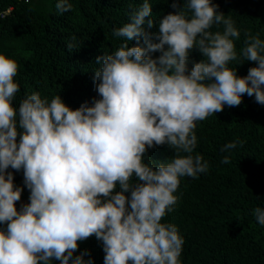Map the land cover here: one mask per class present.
I'll list each match as a JSON object with an SVG mask.
<instances>
[{"label":"clouds","instance_id":"obj_1","mask_svg":"<svg viewBox=\"0 0 264 264\" xmlns=\"http://www.w3.org/2000/svg\"><path fill=\"white\" fill-rule=\"evenodd\" d=\"M170 7L158 19L150 0L128 12L112 32L124 42L96 57L98 98L77 108L38 92L14 106L19 64L0 54V264H85L84 253H74L93 236L103 264H181L183 237L162 221L177 204L180 179L209 170L193 155L197 122L239 106L245 94L264 105V40L245 31L238 53L240 31L212 0H171ZM55 9L67 13L72 4L56 0ZM193 49L203 59L189 69ZM245 61L255 65L238 75L232 65ZM165 144L171 156L155 166L145 161ZM9 169L22 170L29 190L19 209L22 188ZM252 215L264 226V208Z\"/></svg>","mask_w":264,"mask_h":264},{"label":"trees","instance_id":"obj_2","mask_svg":"<svg viewBox=\"0 0 264 264\" xmlns=\"http://www.w3.org/2000/svg\"><path fill=\"white\" fill-rule=\"evenodd\" d=\"M72 10L58 14L56 0H0V54L19 64L14 78L20 92L13 101L18 108L24 95L38 92L51 99L59 94L65 104L77 108L98 98L94 70L97 56L110 53L124 42L113 29L128 21V12L142 0H69ZM152 18L175 11L171 0H150ZM217 11L231 16L240 31L234 39L237 52L243 47L244 33H257L264 40V0H212ZM155 33L153 28L147 29ZM222 30V27H221ZM18 41L31 55L13 53L11 42ZM142 42V41H141ZM73 45L72 49L68 44ZM132 46L135 41H129ZM159 53H153L158 56ZM203 59L198 50L190 53L188 67ZM255 62L235 65L238 75H246ZM198 138L193 153L209 163L207 173L197 178L182 177L175 195L174 210L162 222L176 226L183 237L181 264H264V226L252 210L264 208V105L246 94L239 106L197 122ZM242 141L231 152H221L224 144ZM165 144L151 148L145 161L153 166L171 156ZM230 162L221 163L224 156ZM13 173L14 186L22 188L17 209L29 202L22 170ZM127 195V194H126ZM84 253L85 264H103L102 242L94 236L78 242L75 255ZM51 264H59L54 260Z\"/></svg>","mask_w":264,"mask_h":264},{"label":"rangeland","instance_id":"obj_3","mask_svg":"<svg viewBox=\"0 0 264 264\" xmlns=\"http://www.w3.org/2000/svg\"><path fill=\"white\" fill-rule=\"evenodd\" d=\"M9 41H12V40H9ZM11 43L14 46H17V47H14L13 53L21 55L25 58L31 55V52L29 50L23 49L18 41H12Z\"/></svg>","mask_w":264,"mask_h":264},{"label":"crops","instance_id":"obj_4","mask_svg":"<svg viewBox=\"0 0 264 264\" xmlns=\"http://www.w3.org/2000/svg\"><path fill=\"white\" fill-rule=\"evenodd\" d=\"M23 202H20V204L22 205ZM0 227H6V226H3V225H0Z\"/></svg>","mask_w":264,"mask_h":264}]
</instances>
